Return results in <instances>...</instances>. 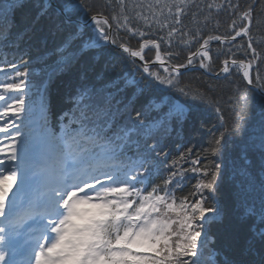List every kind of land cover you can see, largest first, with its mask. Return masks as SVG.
Wrapping results in <instances>:
<instances>
[{"label": "snow or ice", "instance_id": "obj_1", "mask_svg": "<svg viewBox=\"0 0 264 264\" xmlns=\"http://www.w3.org/2000/svg\"><path fill=\"white\" fill-rule=\"evenodd\" d=\"M222 11L231 17L225 33L216 19ZM254 25L264 26V0L243 6L240 0H0V133L8 138L0 147V264H264V74L253 68L256 61L264 65V35L255 36ZM25 37L35 44L22 48ZM50 37L59 38L52 48ZM238 37L246 45L234 44ZM132 38L135 49L127 42ZM213 41L217 56L226 57L216 78L237 69L244 81L224 100L211 84L208 91L193 90L180 79L182 68L212 71ZM117 49L140 79L124 72L105 79L116 70L105 59L89 80L92 69L81 63L86 54L98 64ZM146 49L155 50L153 60ZM185 50L186 61L173 62ZM237 52L247 61L233 58ZM33 62L41 65L38 74L28 67ZM69 73L79 83L65 98L68 107L50 119L46 82ZM36 75L39 80L30 79ZM30 86L40 100L39 123L22 154L15 120L28 110ZM254 108L258 141L242 139L236 159L241 188L259 168V204L237 196L230 213L235 223L221 233L232 254L221 260L208 228L229 215L215 199L222 158ZM202 109L218 121H201L207 146L199 152L183 146L169 162L168 142L181 140L192 113ZM191 127L192 135L200 134ZM189 172L195 182L177 196Z\"/></svg>", "mask_w": 264, "mask_h": 264}, {"label": "trees", "instance_id": "obj_2", "mask_svg": "<svg viewBox=\"0 0 264 264\" xmlns=\"http://www.w3.org/2000/svg\"><path fill=\"white\" fill-rule=\"evenodd\" d=\"M92 4H99L102 3L103 0H89ZM217 3H221L222 0H216ZM241 5L245 3V0H240ZM95 11V8H93ZM259 11V10H257ZM215 13V10H213ZM216 19L220 22V33L228 32L229 30V23L231 17L226 12H220L216 14ZM89 27L91 28L92 25L89 23ZM211 27V25L209 26ZM254 35L258 38L264 35V26H261L259 30L256 29V26H253ZM207 32H205L206 38ZM247 38L238 37L237 41L233 42L234 44L237 42L244 43L246 45ZM119 42V41H118ZM131 44V47L135 49L138 45V41L135 38L128 40ZM202 42V39L201 41ZM35 44L34 41H30L28 37H25L24 43L21 45L22 48L27 47L28 44ZM56 43H59V38H49L48 47L52 48L55 46ZM218 46V42L213 41L211 44L212 55H213V69L210 72H206L204 69L198 67H190L187 71H183L181 69V73L183 74L180 79L182 84L188 85L193 90H200V91H208V86L211 84L214 87L212 88L211 92L213 95L221 97L222 100L226 99L228 94L232 93L234 90V86H239L242 90L244 87V81L242 79V72L238 71L237 69H233L228 74V79H224V74L221 73V78L217 79L215 73L219 70L222 66V60L226 58L225 56H217L215 49ZM38 47V45H36ZM111 47V46H109ZM183 47V46H181ZM191 51L194 52L198 45L193 41V43L189 46ZM179 51L180 49H176ZM235 51V49H233ZM258 47V51H259ZM10 52L13 50H9ZM146 51V59L151 61L154 59V49ZM189 51H180V55L175 58L173 62H180L183 63L186 61L187 56L189 55ZM32 57L37 55L35 51V47L31 53ZM119 50H116L115 57H105L100 60L98 64H94L92 60V54H86V56L82 59L81 63L84 65L86 69H92L88 72L89 80L94 79L97 72L101 71L105 59H107L111 64L116 66L115 72L106 73L105 79H109L116 75V73L124 72L125 74L131 73L136 76L137 79H140V72L129 63L125 66L119 60ZM250 55V53H249ZM11 58V56L9 57ZM233 58L243 59L247 61L249 57L245 56L243 52H237L236 56ZM29 56H25L24 60H29ZM138 63V62H137ZM260 66L261 73L264 74V65H260L259 61H256L253 65L255 69L257 66ZM29 69L34 71L35 73H39L41 65L38 62H33L28 65ZM152 69L154 71H159L163 73V69L159 65H153ZM30 79L39 80V75L35 77H30ZM79 81L75 73H69L65 75H57L53 77L51 81L46 82L47 92L45 95V102L47 103L50 112L53 118L54 116H58L61 111L68 107V104L65 103V98L73 92L76 88ZM31 88V86H30ZM27 95L25 96V103L26 108L28 109L25 113L21 114L19 119L15 120V123L19 126L20 136L18 137V147L22 150L25 149L26 142H32L36 138V127L39 123V97L35 95V89L31 88L25 89ZM15 95V94H13ZM221 107L224 111V115L226 120L231 123V116L227 110V107L221 103ZM253 115L256 116V120L252 119ZM201 121L207 126H210L212 123H218L216 115L211 110H201L199 113H192L191 121L189 124L185 125L183 138L181 140H170L168 142V148L166 149L170 155L168 157L169 162L171 159L175 158V156L183 150V146H194V151L199 152L201 147L207 146V140L209 139L208 133L206 128H202ZM255 124L254 127L250 126ZM199 131V135H192V127ZM13 134H15V130H12ZM251 136L252 139H257L259 137V126H258V110L253 109V113L249 116V122L245 124L244 131L232 137V143H230L227 148L224 150V156L222 158V174L221 180L218 185V191L216 193V202L218 206L229 215H226L223 225L220 226H212L208 228L210 236L216 239V247L220 250V259L223 260L225 255L230 256L232 253L229 251L228 248L225 247L222 239L221 233L228 229L230 224L235 223L233 217L230 215L231 210L235 206L237 196L241 197H248L249 200H255L256 204H259V196H260V186H259V168L256 167L253 169L252 176H251V185L249 186L248 183L244 184V187L241 188V182L244 179L241 177L239 173V165L240 161L236 159L237 154L239 152V146L241 144L242 139L248 138ZM191 141V143H189ZM254 159H258V157H254ZM235 161V166H234ZM185 167H188L186 164ZM162 173H166L167 169L162 166L161 169ZM187 179L185 181V186L181 189H176L177 196L187 194V192L191 189L192 184L195 182V178L192 176V173L186 174ZM155 183L159 182V178H157Z\"/></svg>", "mask_w": 264, "mask_h": 264}, {"label": "rangeland", "instance_id": "obj_3", "mask_svg": "<svg viewBox=\"0 0 264 264\" xmlns=\"http://www.w3.org/2000/svg\"><path fill=\"white\" fill-rule=\"evenodd\" d=\"M138 62V61H137ZM139 63V62H138ZM191 67V66H190ZM189 69V68H188ZM188 69H182L183 71H187ZM0 141L3 143H0V147L5 146L8 143V138L5 136V134L0 133Z\"/></svg>", "mask_w": 264, "mask_h": 264}, {"label": "water", "instance_id": "obj_4", "mask_svg": "<svg viewBox=\"0 0 264 264\" xmlns=\"http://www.w3.org/2000/svg\"><path fill=\"white\" fill-rule=\"evenodd\" d=\"M139 62V61H138Z\"/></svg>", "mask_w": 264, "mask_h": 264}]
</instances>
